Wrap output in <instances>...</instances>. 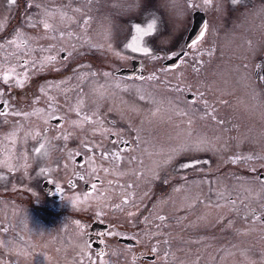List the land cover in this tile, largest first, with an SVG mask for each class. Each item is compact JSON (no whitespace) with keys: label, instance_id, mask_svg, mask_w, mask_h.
Masks as SVG:
<instances>
[{"label":"rangeland","instance_id":"374dc122","mask_svg":"<svg viewBox=\"0 0 264 264\" xmlns=\"http://www.w3.org/2000/svg\"><path fill=\"white\" fill-rule=\"evenodd\" d=\"M185 1L0 0V225L16 221L20 231L33 218L53 235L43 219H58L63 230L71 222L72 233H61L75 236L74 253L81 255L71 258L75 264L82 262L89 227L106 236L103 264L240 263L227 241L232 234L241 241L238 227L253 215L243 206H236L237 215L231 210L229 161L261 154L244 130L264 115L254 70L264 51L263 0H251L230 20L211 10V28L228 30L225 43L236 45L207 56L201 70L169 69L162 61L179 43L191 9ZM132 60V75L117 73L132 68ZM141 67L155 76L137 77ZM185 85L219 97L218 113L212 117L206 105L195 111ZM88 142L90 150L82 146ZM74 146L85 149V163L76 161ZM158 183L162 192L170 189L152 201ZM45 204H55L57 210L49 209L55 213ZM10 228L0 231V250L14 257L1 256L0 264H44L20 251L15 238L11 248L1 243ZM252 231L263 243L246 259L264 263V229ZM120 235L137 246L117 243L113 236ZM138 247L154 258L135 257ZM47 257L64 261L60 253Z\"/></svg>","mask_w":264,"mask_h":264},{"label":"flooded vegetation","instance_id":"af4514ba","mask_svg":"<svg viewBox=\"0 0 264 264\" xmlns=\"http://www.w3.org/2000/svg\"><path fill=\"white\" fill-rule=\"evenodd\" d=\"M189 5L191 9H189V13L185 17V26L182 29V32L180 34V40L179 43L176 47L170 48V51L168 53V56L163 59L162 64L166 68H173L181 64L189 65L190 68L195 69L197 66H200V70L202 68L203 60L210 55H214L216 51L224 49V48H229L230 46H235L236 44H226V31L228 30H220L214 25L213 28H211V13L210 11L213 10L214 12L222 15L223 19H229L234 16V13L240 9L242 6H248L251 5V0H186L185 1ZM262 6L260 9V17L261 20L264 24V0L262 2ZM203 22V27L202 30L199 29V21ZM199 24V25H197ZM194 26L195 30H191L192 27ZM264 37V35L262 36ZM180 49H177L179 48ZM264 50V49H263ZM180 53V56L177 59H174V57ZM91 54V53H90ZM92 56V55H91ZM262 58L258 61V66L254 69L255 71V80L256 82L259 83L260 89L264 93V77H263V68H264V51H262L261 54ZM173 58V59H172ZM174 61H172V60ZM132 68H120V69H127L125 70L122 75L128 76L132 75L134 70L137 67L136 61L132 60ZM171 62H174L171 64ZM135 65V69H134ZM140 68V67H139ZM143 75L145 77H154L155 73H152V70H146V68H142L141 70L138 71V74L136 75L137 77H140V75ZM143 77V78H145ZM186 89L185 93V99L190 101V104L192 108L195 109L197 112H202V109L205 108L204 105L207 106V110L209 111V115L213 117L214 112L218 113L219 110V103H217L219 97H215L213 95H210V97L207 95L206 91H194L187 85L184 86ZM190 88V89H189ZM195 94L197 96H195ZM202 97V98H200ZM221 100V99H220ZM34 103V100L29 101ZM206 110V111H207ZM224 111V108H223ZM207 114V113H206ZM234 116V115H233ZM236 117V115H235ZM235 117L233 118V122L235 123L236 119ZM214 121L217 124L218 127H221V120L219 119V122L217 119L214 117ZM257 125H254L255 127H252V129H245L244 131L248 132V139L247 141H251V144H260L261 145V154H255L249 157H240V156H232L230 162V171L229 173L231 174L232 181H230V188L229 190L232 191L230 195H228V200L230 201L231 205V210L235 215L236 214V206H243L244 211H249L253 217L252 218H244L245 219V224L243 227H238V231L240 232L241 236H243L241 241H238L235 239V236L232 234L230 237V240L227 241V246L228 249L231 250V253L233 255V259L235 256H239L240 263L239 264H250V261H247L246 256L251 257L252 254H258V247H261L262 245V240H260L259 237H261L260 234H254L252 235L253 231L252 229L260 226L262 229H264V115L261 117L260 120L257 119ZM53 123H58L57 119L52 120ZM224 130H229V131H234L236 127L232 128H226L222 126ZM220 131V129H219ZM253 133V134H252ZM260 135L261 139L258 140L254 136ZM257 142V143H254ZM82 146L87 149H92L91 144L88 143H82ZM73 152L75 153V157L77 158V162L79 164L85 163L86 155L85 152H82L85 149H82L81 147L74 146L72 148ZM82 149V150H81ZM99 152H102L101 150H98ZM106 154L105 152H102ZM250 162V163H258L259 165L256 168L253 167H248L246 165L244 166H239L238 163L243 162ZM238 165V167H236ZM86 165L84 164L83 170H82V175L83 178H86V174L88 173L86 170ZM246 166V167H245ZM236 167V168H235ZM242 168V169H241ZM98 172V171H97ZM96 172V173H97ZM214 174H218L219 171H213ZM235 175L242 176V183H244V179L246 182H248L247 187L243 186H238L237 184L234 183ZM91 177V176H90ZM95 178V177H94ZM253 181V182H249ZM42 180L39 177L38 178V187L40 189H43V184ZM159 184H156V192L153 194H156L153 196L151 199L154 201L157 196H162L165 195L170 187H166L165 191L159 187ZM237 187V188H236ZM84 188L88 189V184L85 181ZM238 188L240 190H238ZM240 191L239 193L242 194L244 197L238 198L235 195V192ZM249 195H254V197H249ZM52 196L55 198L56 194H52ZM254 200L256 203L250 202L249 200ZM150 200V199H149ZM248 202V203H247ZM49 204V203H48ZM45 204V206H48L47 210L48 213H55L54 211L51 210H57L55 207V204L48 205ZM248 204V205H247ZM39 204H34L33 206H38ZM71 208V206H68V208ZM247 207V208H246ZM39 210H44L39 207H34ZM69 208V209H70ZM11 210L10 208H8ZM70 214V212H68ZM240 214V213H239ZM57 216V214H56ZM56 216H54L56 218ZM244 216L247 217L246 212L244 213ZM90 218V217H89ZM18 220V219H17ZM20 221V220H19ZM27 225L19 224L21 229L14 230L15 223L18 224V222L14 221V223L6 222L7 224L5 225H10V232L6 233V238L1 241L4 245H9L11 248V244H15V242L12 243V238H15L17 242H20V251L28 253L29 255L35 257V258H43L44 264H75L71 263V258L77 259V257H80L81 255L74 253L75 249L73 248V243L75 241V236L74 235H65L64 233H72L71 229L74 227V225L71 222H68L70 226L65 228L63 230V224L59 223L58 219L54 218H49V219H43L42 220V225L43 227L45 226V230L52 231L51 229H55V232L57 234H44V232L40 229L41 227L39 226L40 223L36 222L33 218L32 219H27ZM69 221V220H68ZM13 224V226L11 225ZM5 225H0V231L2 227ZM92 226V225H90ZM62 227V228H60ZM72 227V228H71ZM235 227L233 229L231 228V231H235ZM39 230V231H38ZM38 233L36 234L35 232ZM92 231V232H91ZM21 232V233H20ZM64 232V233H61ZM20 233V234H19ZM28 233L29 235H27ZM34 233V234H32ZM43 233V235H42ZM52 233V232H51ZM94 233V234H92ZM95 232L88 228V232L86 234V241H85V251L82 253V262L81 264H103L100 255L105 252V240L103 238H106L104 235H96ZM252 235V236H251ZM42 237L43 239H40L39 237ZM45 236V237H43ZM36 237V238H35ZM116 240L117 243L123 244L126 246H137V241L131 237V236H113ZM108 238V237H107ZM122 239H128L132 243L122 241ZM72 246H71V245ZM34 248H37L36 250ZM55 253H60L62 259L64 261H55L52 263L49 261V257L56 258ZM142 249L139 247L137 250H134V256L138 257L141 260L144 259H149L152 260L154 258V255H148V254H141ZM239 254V255H238ZM253 254V255H254ZM47 255V256H46ZM1 256H6L7 258L13 259L14 255L12 253L10 254L9 252L3 253L0 250V258ZM150 256V257H149ZM99 257V259H98ZM236 259H234V264H236ZM107 263V262H106ZM104 263V264H106ZM260 264H264L263 262H260Z\"/></svg>","mask_w":264,"mask_h":264},{"label":"water","instance_id":"95a60500","mask_svg":"<svg viewBox=\"0 0 264 264\" xmlns=\"http://www.w3.org/2000/svg\"><path fill=\"white\" fill-rule=\"evenodd\" d=\"M199 24H200V26H199V29H198V30H202L203 22L200 20V21H199ZM199 24H197V25H199ZM195 29H196V28H195ZM195 29H194V26H193L191 30H195ZM179 56H180V53L177 54V55L174 57V59H177ZM172 59H173V58H172ZM172 59H171V60H172ZM172 61H174V60H172ZM173 63H174V62H171V64H173ZM134 69H135V65H134ZM125 70H127V69H119L117 73L122 74V73L125 72ZM263 77H264V68H263ZM122 241L132 243V242H131L130 240H128V239H122ZM149 257H150V256H149Z\"/></svg>","mask_w":264,"mask_h":264}]
</instances>
